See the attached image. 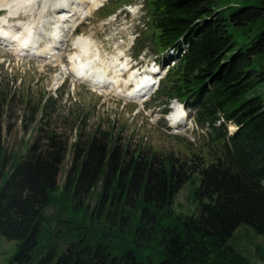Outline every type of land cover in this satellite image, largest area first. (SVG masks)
<instances>
[{
	"label": "trees",
	"instance_id": "1",
	"mask_svg": "<svg viewBox=\"0 0 264 264\" xmlns=\"http://www.w3.org/2000/svg\"><path fill=\"white\" fill-rule=\"evenodd\" d=\"M144 4L157 31L150 36L155 51L166 56L172 49L178 58L156 93L161 113L173 99L183 103L199 127L209 128L212 159L196 164L171 152L130 150L99 130L70 142L38 126L25 153L11 158L0 142V236L18 241L20 264L37 248L49 205L89 224L77 222L78 238L58 256L49 247L37 264H153L140 261L130 243L139 250L154 243L157 264H248L228 239L240 224L264 236V0ZM193 174L196 212L176 214L174 198ZM94 195L90 209L84 200ZM115 246L121 254L111 253Z\"/></svg>",
	"mask_w": 264,
	"mask_h": 264
},
{
	"label": "rangeland",
	"instance_id": "2",
	"mask_svg": "<svg viewBox=\"0 0 264 264\" xmlns=\"http://www.w3.org/2000/svg\"><path fill=\"white\" fill-rule=\"evenodd\" d=\"M101 3L102 6L77 27L76 34L69 36L61 46L59 56L62 62H66L76 51L74 42L84 35L90 36L98 45L103 57L123 51L131 64L137 63L134 70L141 71L153 60L164 66L166 57H158L153 38L150 37H154L157 31L152 28L144 0H104ZM41 4L42 0L37 5H31L33 16L38 15V10L42 9ZM44 9L43 15L47 16L49 8ZM23 15L24 19L30 18L31 12ZM61 69L60 62H45L30 55H16L0 45V107L3 126L0 142L9 158L23 155L37 133L36 128L42 126L53 128L68 137L70 142L75 134L80 133L83 137L99 130L112 133L121 146H128L130 150L138 148L160 154L171 152L196 164L211 161L214 147L208 142L209 128L196 125L189 110L186 109V120H182L186 122L185 125L170 127L161 113L163 105L160 106L156 100L157 91L149 93L141 101L119 95H100L89 83L77 80L69 73L63 81H57ZM50 101L55 102L54 106L49 105ZM173 102H169L168 112ZM226 129L233 132L236 127L228 123ZM70 161L71 149L61 165L57 178L59 187L63 184ZM197 184L198 180L193 174V179L186 182L176 194L172 206L176 214L189 215L196 212L198 202L191 194ZM95 201L94 195L85 199L84 204L89 202L91 209ZM44 213L46 221L28 264H37L49 247H54L56 256L60 255L70 242L78 238L77 222L85 226L89 224L80 217L58 213L52 205L45 207ZM68 219L73 221L69 228H65L61 224ZM101 223L107 224L103 221ZM227 243L241 253L248 264H264V236L251 226L240 224ZM126 247L135 251L140 261L149 262L152 259L153 264H157L154 243L140 250L134 243ZM117 248L115 246L111 250L113 255L121 254ZM17 251L18 241L0 236V264H20L15 258Z\"/></svg>",
	"mask_w": 264,
	"mask_h": 264
},
{
	"label": "bare ground",
	"instance_id": "3",
	"mask_svg": "<svg viewBox=\"0 0 264 264\" xmlns=\"http://www.w3.org/2000/svg\"><path fill=\"white\" fill-rule=\"evenodd\" d=\"M102 1L104 0H42V9L38 10L37 16H32L31 5L35 0H0V45L9 50L6 44L15 40L14 45H11L15 51H19L16 53L10 50L13 54L30 55L45 62H60L62 69L57 76L59 82L69 73L75 79L89 83L100 95L112 94L140 100L151 90L154 66L150 71L129 69L128 62L121 59L125 57V54L122 56L123 51L103 57L98 45L90 36L84 35L75 40L76 51L66 62H62L59 56L61 46L72 34L75 25L101 6ZM45 7L49 8L47 16L43 15ZM19 11H23V14L31 12L32 19L24 20L25 16L18 14ZM9 16H16L12 20L16 22L9 21L8 25H3ZM20 30H24L27 35L22 34L20 37ZM40 41L43 44L39 45ZM173 106L175 111L170 114L169 120L172 123H183L185 113L181 104L175 101Z\"/></svg>",
	"mask_w": 264,
	"mask_h": 264
}]
</instances>
